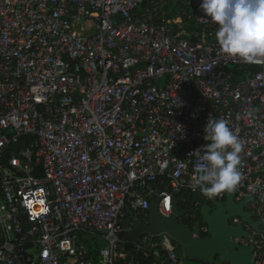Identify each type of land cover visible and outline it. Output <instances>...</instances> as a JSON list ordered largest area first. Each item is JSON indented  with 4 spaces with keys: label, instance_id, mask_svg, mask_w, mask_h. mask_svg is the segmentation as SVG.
I'll return each mask as SVG.
<instances>
[{
    "label": "built area",
    "instance_id": "1",
    "mask_svg": "<svg viewBox=\"0 0 264 264\" xmlns=\"http://www.w3.org/2000/svg\"><path fill=\"white\" fill-rule=\"evenodd\" d=\"M201 2L0 0V160L34 137L0 161V264H184L165 235L125 246L120 220L200 191L209 117L241 140L234 200L264 225V57L223 53ZM236 241L264 264V233Z\"/></svg>",
    "mask_w": 264,
    "mask_h": 264
},
{
    "label": "water",
    "instance_id": "2",
    "mask_svg": "<svg viewBox=\"0 0 264 264\" xmlns=\"http://www.w3.org/2000/svg\"><path fill=\"white\" fill-rule=\"evenodd\" d=\"M41 166L33 174L42 176ZM222 200L213 199L200 207L204 227L187 226L190 217L179 209L177 193L172 198V212L161 217L158 212L159 197H153L149 207L141 213L125 206V217L120 220L122 239L128 243H141L143 236L154 240L167 236L177 244L175 251L179 260H195L205 264H254L253 247L239 244L237 238H247L251 231L264 233L263 222L248 210L253 197L234 200L235 190L225 191ZM238 217L241 224L232 225L230 219ZM201 232L206 236L201 237Z\"/></svg>",
    "mask_w": 264,
    "mask_h": 264
},
{
    "label": "clouds",
    "instance_id": "3",
    "mask_svg": "<svg viewBox=\"0 0 264 264\" xmlns=\"http://www.w3.org/2000/svg\"><path fill=\"white\" fill-rule=\"evenodd\" d=\"M200 9L217 26L214 35L223 53L245 62L264 57V0H202ZM204 132L208 143L193 153L206 162V170L194 183L213 198L238 186L242 142L226 119L209 117Z\"/></svg>",
    "mask_w": 264,
    "mask_h": 264
},
{
    "label": "trees",
    "instance_id": "4",
    "mask_svg": "<svg viewBox=\"0 0 264 264\" xmlns=\"http://www.w3.org/2000/svg\"><path fill=\"white\" fill-rule=\"evenodd\" d=\"M33 138L34 137L32 135L21 136L19 139H17L18 141L16 143H12L7 147L6 153L1 158L0 161L6 164L10 152L19 151L20 149L25 147V145H27L30 141H32ZM166 185H167V180L166 178H164L162 180V184L157 183L154 185V187L158 191L168 190L166 189ZM206 202L209 203V200L205 198V196L201 193V191L192 193L188 191L187 189H181L180 191L177 192V203H178L179 209L185 212V214H188L189 216H191L192 218V222L189 226L190 228L192 225H199L200 227H204V223L202 222V219H201L200 207L203 204H206ZM204 236H206V233L202 232L201 237H204ZM124 245L129 247L132 244L125 242ZM96 250L97 249H94L95 254H96Z\"/></svg>",
    "mask_w": 264,
    "mask_h": 264
},
{
    "label": "rangeland",
    "instance_id": "5",
    "mask_svg": "<svg viewBox=\"0 0 264 264\" xmlns=\"http://www.w3.org/2000/svg\"><path fill=\"white\" fill-rule=\"evenodd\" d=\"M184 264H205L199 261H195V260H183Z\"/></svg>",
    "mask_w": 264,
    "mask_h": 264
},
{
    "label": "flooded vegetation",
    "instance_id": "6",
    "mask_svg": "<svg viewBox=\"0 0 264 264\" xmlns=\"http://www.w3.org/2000/svg\"><path fill=\"white\" fill-rule=\"evenodd\" d=\"M138 213H139L140 216H141V213H142V212L139 211ZM187 216L190 217V220L187 222V226L189 227L190 224H191V222H192V218H191V216H189L188 214H187ZM194 226H195V225H192L191 228H193ZM201 233H202V232H201Z\"/></svg>",
    "mask_w": 264,
    "mask_h": 264
},
{
    "label": "crops",
    "instance_id": "7",
    "mask_svg": "<svg viewBox=\"0 0 264 264\" xmlns=\"http://www.w3.org/2000/svg\"><path fill=\"white\" fill-rule=\"evenodd\" d=\"M257 218V217H256ZM258 219V218H257Z\"/></svg>",
    "mask_w": 264,
    "mask_h": 264
}]
</instances>
